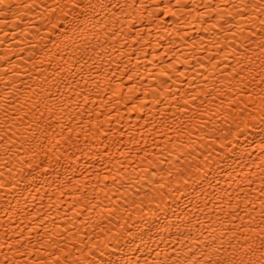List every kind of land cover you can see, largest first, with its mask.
<instances>
[{
  "label": "snow or ice",
  "instance_id": "obj_1",
  "mask_svg": "<svg viewBox=\"0 0 264 264\" xmlns=\"http://www.w3.org/2000/svg\"><path fill=\"white\" fill-rule=\"evenodd\" d=\"M0 227V264H264V0H0Z\"/></svg>",
  "mask_w": 264,
  "mask_h": 264
},
{
  "label": "bare ground",
  "instance_id": "obj_2",
  "mask_svg": "<svg viewBox=\"0 0 264 264\" xmlns=\"http://www.w3.org/2000/svg\"><path fill=\"white\" fill-rule=\"evenodd\" d=\"M156 38H157V37H156L155 35H153V36L151 37V39L153 40V42H155ZM25 46H26V42H25ZM12 47H13V49H14L15 51H18V49L15 48V45H13ZM181 47L183 48L182 45H181ZM183 50L185 51V54H187L188 51H189V49H183ZM146 51H148V49H146ZM23 55H24L25 58H26L27 55H28V53L25 52ZM176 55L179 56V53H177ZM149 58H151V57H149ZM13 59H14V61H15L16 63H20V64H21L20 72H21V74H23L24 68H23V64H22V62H21V61H18V60H15V57H13ZM181 59H183V57H181ZM145 64H146V62H145ZM138 67H139V71H141V72L143 73V71H144V67H143V66H138ZM149 71H153V72H155L156 69H155V67H152V68H149ZM23 79L27 80V77H23ZM140 83H141V84H144V86L147 87V86H149V85L152 84V81H151V79H147L146 82H145V81H141ZM21 101H23V96H21ZM121 115L124 116V123H125L126 126H127V124H128L129 122H131V124H133V125H136V124H137V117H136L135 114H132V115H126V114L124 113V111H123V108H121ZM140 125H143V121H140ZM144 134H145V136L148 135L147 132H145ZM127 138H128V137L126 136L125 139L127 140ZM138 138H139V137H138ZM149 142H150V141H149ZM17 147H19V145H17ZM45 202H47V198L45 199ZM20 219H23V217H16V220H17V221H19ZM57 222H58V223H62V224H63V223H66V221H62V220L60 219V217H57ZM49 227L51 228L52 225L49 224ZM0 231H3V228H2V227H0ZM9 231H11V229H9Z\"/></svg>",
  "mask_w": 264,
  "mask_h": 264
}]
</instances>
